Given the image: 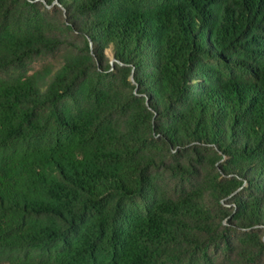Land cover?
Segmentation results:
<instances>
[{
  "label": "trees",
  "instance_id": "16d2710c",
  "mask_svg": "<svg viewBox=\"0 0 264 264\" xmlns=\"http://www.w3.org/2000/svg\"><path fill=\"white\" fill-rule=\"evenodd\" d=\"M0 264H264V0H0Z\"/></svg>",
  "mask_w": 264,
  "mask_h": 264
},
{
  "label": "rangeland",
  "instance_id": "374dc122",
  "mask_svg": "<svg viewBox=\"0 0 264 264\" xmlns=\"http://www.w3.org/2000/svg\"><path fill=\"white\" fill-rule=\"evenodd\" d=\"M50 61H52V59H48L46 62H50ZM37 64H39V62L35 63L34 65H37Z\"/></svg>",
  "mask_w": 264,
  "mask_h": 264
}]
</instances>
